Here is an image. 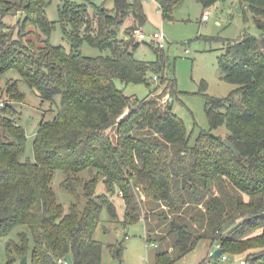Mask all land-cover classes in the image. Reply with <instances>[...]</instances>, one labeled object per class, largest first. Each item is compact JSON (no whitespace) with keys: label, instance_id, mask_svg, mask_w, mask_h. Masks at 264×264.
Listing matches in <instances>:
<instances>
[{"label":"trees","instance_id":"trees-1","mask_svg":"<svg viewBox=\"0 0 264 264\" xmlns=\"http://www.w3.org/2000/svg\"><path fill=\"white\" fill-rule=\"evenodd\" d=\"M81 1L58 7L66 50L49 43L55 23L45 9L51 0H0V77L14 72L19 78L0 87V98L23 101L19 82L43 101L60 97L54 118L39 123L32 162L20 160L27 139L15 110L6 99L0 108V240L17 226L27 228L18 242L5 243L4 264L20 262L28 251L29 264H59L67 256L71 264H102L94 233L103 208L118 217L115 194L124 202V226L141 220L139 201L161 207L150 214L165 225L162 240L173 235L176 255L161 251L155 264H173L202 240L218 245L228 260L206 256L198 264H264V0H242L262 34L244 32L225 44L219 70L237 87L224 98L206 97L208 130L193 145L168 100L162 102L176 91L164 75L163 49L152 48L153 62L134 56L140 41L133 32L146 21L140 0H113L111 10ZM154 1L162 19L171 21L179 0ZM196 1L206 8L219 0ZM8 16L17 17L16 29ZM129 19L120 38L119 27ZM84 43L110 54L85 57L79 51ZM154 77L165 85L142 101L114 83L149 87ZM222 126L237 154L212 134ZM56 172L70 198L67 212L52 187ZM110 251L121 260V245Z\"/></svg>","mask_w":264,"mask_h":264},{"label":"rangeland","instance_id":"rangeland-1","mask_svg":"<svg viewBox=\"0 0 264 264\" xmlns=\"http://www.w3.org/2000/svg\"><path fill=\"white\" fill-rule=\"evenodd\" d=\"M6 1L19 4L22 0ZM64 1L82 3L81 0H51L45 12L47 19L55 23L54 30L49 36V43L69 50L68 42L64 39L63 30L58 23V7ZM91 2L94 6L102 5L109 10L114 5L113 0H92ZM140 3L146 21L142 28L138 27L137 30L144 33L145 39L139 42L140 45L136 48L134 56L145 62L156 61L152 48L158 47L159 42L155 41L153 36L162 34L165 53L164 75L174 81L176 88L169 105H171L172 113L182 120L190 137L189 143L193 145L199 133L202 130H208L204 112L206 97L224 98L237 87L224 81L219 70L218 58L223 54L225 44L235 41L244 32L257 38L262 33L255 27L252 16L247 10V4L242 0H219L206 8L196 0H179V4L173 10L171 21L162 19L154 0H140ZM89 11H93L91 5H89ZM203 15L207 16L206 21L202 20ZM16 20V16L5 18L6 23L14 29H16ZM131 23L132 20L129 19L119 27L120 38L123 37L125 27H129ZM66 29L69 30L68 27ZM79 51L83 56L91 58L110 54L108 50L100 51L86 43L80 47ZM8 79L18 81L19 78L16 73L8 72L0 77L1 88L5 86ZM202 82L206 84L204 90L201 88ZM114 83L124 95L134 97L138 101L145 99L156 88L154 96L159 94L165 85L164 82L159 84L158 80H153L149 87L143 84H123L119 80H114ZM19 89L24 96L23 101L8 102L9 99L2 95L0 102L3 103L6 99L8 106L15 110L16 123L25 131L26 148L20 160L32 162L34 159L32 142L39 123L49 122L54 118L59 108L60 97L56 96L51 102L43 101L34 90L29 89L22 82H19ZM168 99L169 96H165L162 99L163 104ZM212 134L224 139L227 131L222 126L212 131ZM62 180L63 174L56 172L52 187L58 202L63 206L64 212H67L70 198L60 185ZM101 188L99 185L98 192L102 191ZM113 201L118 217L111 218L106 208H103L99 225L94 233V239L102 244V264H155V255L161 251L176 255L172 248L173 235L162 240L161 237L166 235L165 225L161 223V218L156 214H150L151 212L161 213L159 204L152 201H139L138 212L141 220L138 223L124 226L121 222L124 202L118 194L113 196ZM20 232H27V228L17 226L6 238L0 240V262L2 264L6 262L5 243L9 240L18 242ZM144 239L156 245H150V243L146 245ZM29 245L31 249V241ZM119 245H121L120 261L110 251L111 247ZM210 249H214V246L211 247V242L202 240L193 251L177 259L173 264H198L206 258ZM25 258L29 264L30 251L26 253Z\"/></svg>","mask_w":264,"mask_h":264},{"label":"built area","instance_id":"built-area-1","mask_svg":"<svg viewBox=\"0 0 264 264\" xmlns=\"http://www.w3.org/2000/svg\"><path fill=\"white\" fill-rule=\"evenodd\" d=\"M202 20L203 21H206L207 20V16L206 15H203L202 16ZM133 35H134V37H135V39L137 40V41H143L144 39H145V35H144V33L143 32H141V31H139V30H135L134 32H133ZM153 39L155 40V41H158L159 42V45H158V47L159 48H164L163 47V44H162V41H163V36H162V34H158L157 36H153ZM153 80H156V77H154V79ZM1 107H3V103L2 102H0V108ZM150 245H153V244H150ZM217 249H219V246L218 245H214V249H210L209 251H208V254H207V257L208 258H212L213 256H214V252L217 250ZM220 258H221V261L222 262H226L227 260H228V258H227V256L226 255H222V256H220ZM59 262V264H68L66 261H65V259H63V260H59L58 261ZM239 264H245V261L244 260H240L239 261Z\"/></svg>","mask_w":264,"mask_h":264},{"label":"water","instance_id":"water-1","mask_svg":"<svg viewBox=\"0 0 264 264\" xmlns=\"http://www.w3.org/2000/svg\"><path fill=\"white\" fill-rule=\"evenodd\" d=\"M171 102V98L168 99V103ZM222 144L228 148L229 150H231L234 154H237L236 153V149L234 148V146L226 139L222 140ZM214 256L215 258L219 259L220 256H221V250L220 249H217L215 252H214ZM65 261L68 263V264H71V259L69 256L65 257ZM20 264H27V261H26V258L23 257L20 261Z\"/></svg>","mask_w":264,"mask_h":264},{"label":"crops","instance_id":"crops-1","mask_svg":"<svg viewBox=\"0 0 264 264\" xmlns=\"http://www.w3.org/2000/svg\"><path fill=\"white\" fill-rule=\"evenodd\" d=\"M144 243L147 245V243H146L145 239H144ZM203 259H205V258H203ZM203 259H202V260H203ZM202 260H201V261H202Z\"/></svg>","mask_w":264,"mask_h":264}]
</instances>
